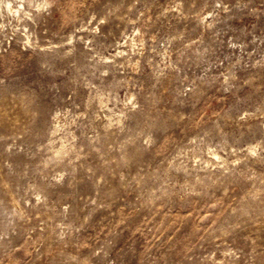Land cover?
Instances as JSON below:
<instances>
[{
  "label": "rangeland",
  "instance_id": "374dc122",
  "mask_svg": "<svg viewBox=\"0 0 264 264\" xmlns=\"http://www.w3.org/2000/svg\"><path fill=\"white\" fill-rule=\"evenodd\" d=\"M0 264H264V0H0Z\"/></svg>",
  "mask_w": 264,
  "mask_h": 264
}]
</instances>
